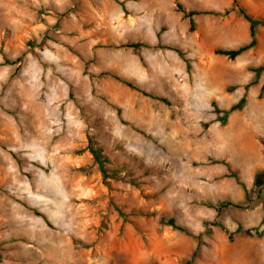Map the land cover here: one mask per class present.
I'll list each match as a JSON object with an SVG mask.
<instances>
[{
    "label": "rangeland",
    "instance_id": "1",
    "mask_svg": "<svg viewBox=\"0 0 264 264\" xmlns=\"http://www.w3.org/2000/svg\"><path fill=\"white\" fill-rule=\"evenodd\" d=\"M0 1V264H264V26L230 60L233 0Z\"/></svg>",
    "mask_w": 264,
    "mask_h": 264
},
{
    "label": "trees",
    "instance_id": "2",
    "mask_svg": "<svg viewBox=\"0 0 264 264\" xmlns=\"http://www.w3.org/2000/svg\"><path fill=\"white\" fill-rule=\"evenodd\" d=\"M174 4H175V8L178 12L182 13L186 18L189 19V27L190 30L192 31L194 28V21H193V16L196 15L195 12L193 11H186V9L183 7V5L178 1V0H173ZM233 5L236 6L238 8V12L240 13V15L243 17V19L248 23V30H249V42L237 49H217L215 50V54L216 55H221V56H225L230 60H234L235 58H237L238 56H240L241 54H243L244 52L253 50L256 46H257V39H256V27L257 26H264V20L263 19H256L253 18L251 15H249L242 7H240L237 2L235 0H233ZM205 14H213L211 12H205ZM141 45L140 44H131V45H127V47L129 48H134L137 49L139 48ZM170 50L176 52L179 57L185 62L187 69L189 68V63L187 61V59L184 58L183 54L180 52V50L176 49V48H170ZM3 62L4 64H17L18 62H20V58L17 59L15 62H11L8 59H6L5 57H3ZM264 71V65L263 66H259L257 68H254L252 70V72L255 73L256 79L260 76V74ZM123 84H125L126 86H128L129 88H132L134 90H138L137 88L133 87L130 83L126 82V81H122L120 80ZM255 84V82L253 83ZM139 91V90H138ZM145 94V93H144ZM147 96H150L148 94H146ZM152 98H155L157 100H160L164 103H166V101L160 97H154V96H150ZM245 103V98L242 97L239 99V101L232 105L227 111L224 112V118H226L228 116V114H230L233 111H237L240 110L242 108V106ZM212 106L215 107V103H212ZM216 113L221 112L218 109H215ZM263 146H264V142H262ZM95 158H97V154L93 153ZM98 160V158H97ZM237 182L240 184V186L242 187V189L245 192V196H246V202L247 205L246 206H242V205H234L231 203H220L219 207L220 208H225V207H235L238 209H242V208H249V205L252 204L254 202V200L249 199L248 198V192L244 186L243 183H241L237 177H235ZM253 187H254V192H255V200L259 201L262 204V210H263V218H262V225L264 227V170H260L257 171L254 175V182H253ZM169 224L173 225V221L170 220ZM174 228H177L180 231H184L181 228L176 227L175 225H173ZM264 231V229H263ZM236 232L239 233L241 232L240 227H238L236 229ZM249 231H245V234H249ZM231 237V234H229V238Z\"/></svg>",
    "mask_w": 264,
    "mask_h": 264
},
{
    "label": "crops",
    "instance_id": "3",
    "mask_svg": "<svg viewBox=\"0 0 264 264\" xmlns=\"http://www.w3.org/2000/svg\"><path fill=\"white\" fill-rule=\"evenodd\" d=\"M2 4H3V1H0V6H3ZM16 6L17 5L15 3H13V7L12 8H13L14 12L17 10ZM0 9H1V7H0Z\"/></svg>",
    "mask_w": 264,
    "mask_h": 264
},
{
    "label": "bare ground",
    "instance_id": "4",
    "mask_svg": "<svg viewBox=\"0 0 264 264\" xmlns=\"http://www.w3.org/2000/svg\"><path fill=\"white\" fill-rule=\"evenodd\" d=\"M222 39L224 38L219 37L218 39H215V41L223 42ZM227 41H230V38Z\"/></svg>",
    "mask_w": 264,
    "mask_h": 264
}]
</instances>
